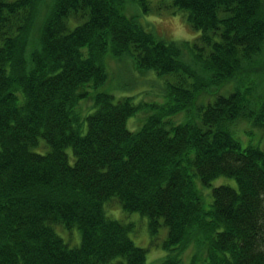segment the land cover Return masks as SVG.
Segmentation results:
<instances>
[{
	"label": "trees",
	"instance_id": "16d2710c",
	"mask_svg": "<svg viewBox=\"0 0 264 264\" xmlns=\"http://www.w3.org/2000/svg\"><path fill=\"white\" fill-rule=\"evenodd\" d=\"M131 1L145 14L185 10L200 34L160 38L126 16L129 0H0V264H147L112 202L147 216L153 239L167 228L159 264H184L200 234L207 264H264V150L232 132L264 127L263 0ZM108 55L173 77L138 131L130 95L98 92L93 111H76L106 82ZM179 112L188 118L172 123ZM219 176L238 188L215 186L205 208L194 177ZM56 225L77 228L79 244Z\"/></svg>",
	"mask_w": 264,
	"mask_h": 264
},
{
	"label": "rangeland",
	"instance_id": "374dc122",
	"mask_svg": "<svg viewBox=\"0 0 264 264\" xmlns=\"http://www.w3.org/2000/svg\"><path fill=\"white\" fill-rule=\"evenodd\" d=\"M153 5H156L157 0H151ZM264 3V0H263ZM126 16L130 19H137L144 27L153 32L160 38L174 41L193 40L199 36L200 32L193 29L187 21V11L181 9H163L157 12L145 14L141 6L129 0L124 11ZM39 26L35 28L33 39L39 35ZM108 78L106 82L97 88H89V95L81 99L76 106L82 116L87 115L94 110V96L98 92H109L115 95L116 98L122 95L133 96V101L140 105L139 110L130 116L127 121V126L132 131H138L146 121L147 117L154 112L152 104H162L167 102L166 88L167 82L172 81V75L159 76L155 70L149 69L139 71L136 69L133 59L126 56L125 58H115L111 55L105 58ZM185 62L192 63L191 56L187 50L183 53ZM263 61V57H262ZM231 86L225 87V92L231 90ZM255 88L264 89V78ZM202 102L207 103L212 101L215 95L205 96ZM185 112L171 116L172 123L183 122L187 119ZM87 129L84 126L83 132ZM233 134L240 140L243 146L256 145L264 150V127L254 125L252 121L242 120L232 126ZM71 162L74 157L72 149L67 150ZM196 185L200 188L204 195L205 208H209L213 196L212 189L215 186L225 184L234 188H238L235 178L230 176H219L214 179L209 186H204L198 177H194ZM106 211L112 218L119 219L125 223H133L130 236L134 242L141 247L147 249V264H159L166 256L168 251L164 249L163 242L167 238V228L161 227L157 236L153 239L148 228V217L140 214L137 211L127 212L122 209L121 205L117 206L116 202H112L110 208L108 204ZM56 231L65 241L70 245L79 244L80 233L77 228L69 230L61 225L55 226ZM207 241L203 238V234L195 237L187 248L179 252V256L184 264H207Z\"/></svg>",
	"mask_w": 264,
	"mask_h": 264
}]
</instances>
